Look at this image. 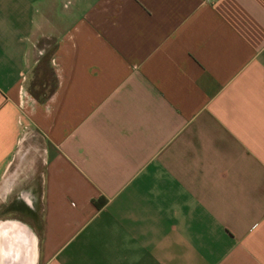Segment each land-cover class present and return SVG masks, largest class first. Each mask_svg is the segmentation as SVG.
I'll return each mask as SVG.
<instances>
[{
	"label": "crops",
	"instance_id": "crops-1",
	"mask_svg": "<svg viewBox=\"0 0 264 264\" xmlns=\"http://www.w3.org/2000/svg\"><path fill=\"white\" fill-rule=\"evenodd\" d=\"M6 198L0 264H264V0H0Z\"/></svg>",
	"mask_w": 264,
	"mask_h": 264
},
{
	"label": "rangeland",
	"instance_id": "rangeland-1",
	"mask_svg": "<svg viewBox=\"0 0 264 264\" xmlns=\"http://www.w3.org/2000/svg\"><path fill=\"white\" fill-rule=\"evenodd\" d=\"M53 75L47 66L41 61L30 73L26 87L34 95L46 93L52 83ZM17 217L29 222L35 229L38 227L39 217L15 199L6 198L0 203V218Z\"/></svg>",
	"mask_w": 264,
	"mask_h": 264
},
{
	"label": "bare ground",
	"instance_id": "bare-ground-1",
	"mask_svg": "<svg viewBox=\"0 0 264 264\" xmlns=\"http://www.w3.org/2000/svg\"><path fill=\"white\" fill-rule=\"evenodd\" d=\"M5 235V231H0V250L3 249L5 242L8 241V239L5 238ZM7 244L9 245V248H11L12 251L13 249L16 251L17 247L18 249L20 248V246L17 245L16 241L13 238Z\"/></svg>",
	"mask_w": 264,
	"mask_h": 264
},
{
	"label": "trees",
	"instance_id": "trees-1",
	"mask_svg": "<svg viewBox=\"0 0 264 264\" xmlns=\"http://www.w3.org/2000/svg\"><path fill=\"white\" fill-rule=\"evenodd\" d=\"M35 96H36V94H35ZM103 201H104V198L101 197V198L99 199V201H95V204H96V205H99V204H101Z\"/></svg>",
	"mask_w": 264,
	"mask_h": 264
}]
</instances>
